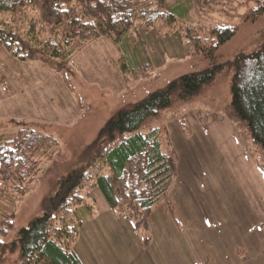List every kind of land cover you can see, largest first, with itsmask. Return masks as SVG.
Returning a JSON list of instances; mask_svg holds the SVG:
<instances>
[{"label": "rangeland", "instance_id": "374dc122", "mask_svg": "<svg viewBox=\"0 0 264 264\" xmlns=\"http://www.w3.org/2000/svg\"><path fill=\"white\" fill-rule=\"evenodd\" d=\"M168 2L180 24L240 25L238 33L221 47L222 68L214 81L194 101L177 104L150 125L161 129L164 150L176 157L170 205L161 200L152 210L149 230L137 231L95 190V214L80 210L84 223L90 218L74 249L84 264H264V172L251 140H241L231 91L235 59L254 54L264 43V15L242 23L246 10L233 17L205 15L187 0ZM180 56L176 37L162 40L134 31L121 47L100 39L67 62L62 74L71 92L55 69L22 64L0 51V68L9 86L5 92L0 87V135L33 130L60 144L54 160L44 164L18 203L14 230L0 237L8 246L4 264L18 260L19 248H12L18 233L42 217L63 178L96 157L100 133L119 113L209 68L203 57ZM121 60L142 75L124 78ZM59 64L52 62L54 68ZM18 101L19 110H13Z\"/></svg>", "mask_w": 264, "mask_h": 264}, {"label": "trees", "instance_id": "16d2710c", "mask_svg": "<svg viewBox=\"0 0 264 264\" xmlns=\"http://www.w3.org/2000/svg\"><path fill=\"white\" fill-rule=\"evenodd\" d=\"M187 1L205 15L233 17L246 10L242 23L264 15V0ZM255 3L258 7L253 9ZM239 26L180 24L168 0H0V51L22 64L38 63L64 74L67 62L90 43L108 39L121 47L134 31L162 40L176 37L180 58L203 57L210 63L203 73L183 77L119 113L103 129L96 157L63 178L42 217L18 233L12 248L20 251L13 264H83L74 250L84 226L79 212L95 214V190L101 191L118 218L133 223L137 231L149 230L153 208L161 200L170 205L168 193L177 172L176 157L163 148L161 129L150 125L177 104L194 101L214 81L222 68L219 51L237 35ZM52 62L60 64L54 68ZM121 72L124 78L142 75L132 73L123 60ZM0 87L7 88L1 68ZM231 91L241 140H251L256 163L264 172V43L254 54L235 59ZM59 148L55 138L33 130L0 135L1 238L14 230L18 203ZM7 248L0 239V264Z\"/></svg>", "mask_w": 264, "mask_h": 264}, {"label": "crops", "instance_id": "0c3cea01", "mask_svg": "<svg viewBox=\"0 0 264 264\" xmlns=\"http://www.w3.org/2000/svg\"><path fill=\"white\" fill-rule=\"evenodd\" d=\"M28 65H32V64H28ZM29 67V66H28ZM38 67H42V68H45V69H49V68H46V67H43V66H38ZM29 69V68H28ZM50 70V69H49ZM7 84V83H6ZM2 88V87H1ZM9 88V86H8V84H7V89ZM1 90H3L4 92L6 91V89H4V88H2ZM70 90V89H69ZM71 91V90H70ZM71 92H73V90L71 91ZM26 105V104H25ZM16 106H20L19 105V101L18 102H16L15 103V106L14 107H12L13 108V110H19L18 109V107H16ZM91 217V216H90ZM90 217H88V218H90ZM88 218L86 219V221L88 220ZM86 221H85V223H86ZM85 223H84V226H85ZM97 225H99L98 223L96 224V226ZM84 226H83V229H84ZM95 226V227H96ZM93 229H95V228H93ZM75 250V249H74ZM76 252V251H75ZM76 254L79 256V258L81 259V261L83 262V260H82V258H81V256L76 252ZM83 264H84V262H83Z\"/></svg>", "mask_w": 264, "mask_h": 264}]
</instances>
